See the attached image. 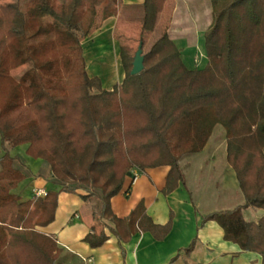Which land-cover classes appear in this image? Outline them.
Listing matches in <instances>:
<instances>
[{"label": "trees", "instance_id": "16d2710c", "mask_svg": "<svg viewBox=\"0 0 264 264\" xmlns=\"http://www.w3.org/2000/svg\"><path fill=\"white\" fill-rule=\"evenodd\" d=\"M165 2L144 0L135 20L154 29ZM209 5L202 68L187 66L181 48L162 34L142 52L139 74L131 76L133 59L120 55L122 83L102 90L86 73L81 43L96 30L99 12L102 22L116 17L119 0H0V264H60L56 238L40 229L54 222L59 193L78 189L83 201H97L95 221L119 248L138 233L162 241L172 212L166 224H155L140 201L116 218L110 201L127 177L146 169L169 168L164 196L184 185L180 159L200 153L218 125L244 203L202 217L200 227L215 222L224 241L264 264V214L257 221L243 216L264 212V0ZM5 144L27 146L26 155L45 161L60 189L25 201L12 193L24 175ZM108 239L93 229L82 241L99 248Z\"/></svg>", "mask_w": 264, "mask_h": 264}, {"label": "crops", "instance_id": "0c3cea01", "mask_svg": "<svg viewBox=\"0 0 264 264\" xmlns=\"http://www.w3.org/2000/svg\"><path fill=\"white\" fill-rule=\"evenodd\" d=\"M143 1L119 0L116 17L104 21L99 31H94L83 41L90 42L97 35H106L110 38L117 49V60L121 71L114 83L107 85L98 75L89 74L87 59L83 52L84 43H81L86 73L89 78L96 77L100 80L102 90H112L114 85L123 81L124 70L121 53L118 51L119 44L112 36L116 26L130 27L135 24V9ZM209 4L210 0H166L160 18L164 13L177 17L181 9H187L200 16L203 11H211ZM177 22L179 30L184 32L180 20ZM179 30L174 31L178 33ZM179 34H175L171 39L182 50L184 45L183 41L178 40ZM183 60L189 67L197 66L188 56H183ZM203 64L205 65V57ZM5 147L10 156L15 158L13 167L24 175V180L12 191L22 201L33 197L38 191L60 189V186L54 183L49 165L43 160H35L26 155L27 146L13 148L5 144ZM179 165L185 184H179L178 188L169 195L164 196L161 193L169 168L159 167L146 169L141 173L142 175L134 172L125 179L121 191L110 201L111 210L116 218L126 217L140 201H143L146 214L155 224H166L172 212L171 231L162 241H156L149 233H138L119 248L117 240L108 229L99 226L95 221L93 213L98 206L96 200L83 201L81 199L83 192L79 189L73 194L60 192L54 222L40 229L56 238L60 249L57 262L60 264H168L179 254L173 264H261V258L257 254L241 252L237 245L224 241L223 232L215 222H207L202 228L200 227L202 217L213 212L231 210L244 203L235 174L226 161L223 128L216 126L204 149L200 153L182 157ZM203 174L209 179L201 182L200 178ZM211 179L212 184H209ZM263 214L264 212L258 209L243 211L247 221H257ZM93 229L96 231L103 229L109 236L104 246L89 248L82 241ZM195 238L198 241L194 251L190 256H185L182 250Z\"/></svg>", "mask_w": 264, "mask_h": 264}, {"label": "rangeland", "instance_id": "374dc122", "mask_svg": "<svg viewBox=\"0 0 264 264\" xmlns=\"http://www.w3.org/2000/svg\"><path fill=\"white\" fill-rule=\"evenodd\" d=\"M65 2L66 0H58L59 4ZM200 14V16L198 14L196 15L187 9H181L177 17H171L169 14L164 13V15L159 18L160 21H158L157 26L152 30L143 29L141 24L137 21L133 26L130 27L118 25L115 27L112 37L118 41V51L121 53V55L125 58L133 59L139 46H141L140 50L145 53L149 50L152 43L162 34H167L170 37L174 36L175 34L178 35L181 31L178 28L179 23L177 21L180 20L181 28L184 31L181 32L179 34L180 36L178 37V40L183 41L184 45L182 54L183 56H188L189 59L194 60L195 65H197L194 67L201 68L204 66L203 33L205 29L211 24V11H203V13ZM102 24L103 22L101 21V13L99 12L95 23V31H99L102 27ZM175 29H178L180 32L176 33L177 31H174ZM83 43L84 42H82V44ZM25 69L26 66L18 68L12 72V75L18 76ZM206 177L207 176L203 174L200 178V181L203 182L205 179H209ZM210 178H212V176H210ZM208 183L212 184V179ZM220 201H222V198Z\"/></svg>", "mask_w": 264, "mask_h": 264}, {"label": "bare ground", "instance_id": "6f19581e", "mask_svg": "<svg viewBox=\"0 0 264 264\" xmlns=\"http://www.w3.org/2000/svg\"><path fill=\"white\" fill-rule=\"evenodd\" d=\"M90 42L83 44L89 74L98 75L102 81L110 85L120 76L117 60V49L106 35L94 36Z\"/></svg>", "mask_w": 264, "mask_h": 264}, {"label": "water", "instance_id": "95a60500", "mask_svg": "<svg viewBox=\"0 0 264 264\" xmlns=\"http://www.w3.org/2000/svg\"><path fill=\"white\" fill-rule=\"evenodd\" d=\"M141 46L138 47L132 61V69L130 72L131 76L139 74L143 70V56Z\"/></svg>", "mask_w": 264, "mask_h": 264}, {"label": "built area", "instance_id": "2783aa9c", "mask_svg": "<svg viewBox=\"0 0 264 264\" xmlns=\"http://www.w3.org/2000/svg\"><path fill=\"white\" fill-rule=\"evenodd\" d=\"M37 196H44L45 195V191H38L36 193Z\"/></svg>", "mask_w": 264, "mask_h": 264}]
</instances>
